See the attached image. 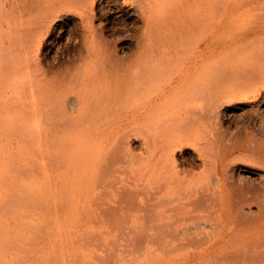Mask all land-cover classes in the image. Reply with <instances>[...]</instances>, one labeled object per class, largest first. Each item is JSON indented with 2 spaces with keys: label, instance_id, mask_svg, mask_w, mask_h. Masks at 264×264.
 Here are the masks:
<instances>
[{
  "label": "bare ground",
  "instance_id": "1",
  "mask_svg": "<svg viewBox=\"0 0 264 264\" xmlns=\"http://www.w3.org/2000/svg\"><path fill=\"white\" fill-rule=\"evenodd\" d=\"M90 1L66 0L60 9L72 11ZM217 1L121 0L116 13L126 8L139 21L133 33L135 49L118 53L85 21V37L76 53L57 68L41 70L31 57L34 1L0 0V56L10 60L0 65V83L18 72L33 76L24 86L45 106V136L51 141L59 132L72 133L61 143L70 146L67 153L55 159L53 147L49 149V163L55 164L65 185L69 183L72 197L60 212H70L75 220L94 216V222L85 217L82 227L106 222L108 229L116 218L119 222L126 217L130 229H150L141 238L146 245L170 233L207 227L205 219L215 213L220 237L231 229L246 230L240 240L244 237V246L254 250L249 260L264 264V168L255 164H264V139L243 130L244 138L240 126L226 129L220 133V156L209 161L206 147L212 139L201 137L204 128L198 133L188 125L208 119L211 98L217 111L227 105L222 95L227 98L229 93L208 92L209 58L246 52L253 42L264 41V0H223L215 14ZM240 15L242 25L232 35L222 33ZM41 17H46L44 12ZM257 62L262 65L257 68L252 62L251 68L258 70L250 76L256 87L240 93L244 101L264 89V52ZM263 104L264 96L260 109ZM30 112L36 113L35 107ZM187 145L201 161L200 171L179 168L176 150ZM235 155L253 163L234 165ZM247 202L257 205L249 218L243 210Z\"/></svg>",
  "mask_w": 264,
  "mask_h": 264
},
{
  "label": "rangeland",
  "instance_id": "2",
  "mask_svg": "<svg viewBox=\"0 0 264 264\" xmlns=\"http://www.w3.org/2000/svg\"><path fill=\"white\" fill-rule=\"evenodd\" d=\"M33 1L35 41L31 57L38 62L41 70L57 68L76 53L85 37V21L95 27V32L100 35L98 37L110 41L118 53L135 49L133 33L139 27V21L136 16L129 15L126 8L116 13L117 4L121 0H93L87 6L73 8L72 11L60 9V5L66 0ZM217 2L218 5L213 10L215 14L224 3L223 0ZM41 12L45 13V18L41 17ZM238 18L230 23L232 29L227 26L222 33L232 35L242 25L244 17L240 15ZM253 44L252 49H247L246 52H232L209 58L211 68L208 92L213 94L219 91L218 94L221 95L226 92L238 96L233 100L236 97H229L228 94L225 98L223 94L222 98L224 97L227 105L220 111L215 109L214 98H211L207 103L210 108L209 117L206 119L208 122L204 120L188 123L191 131L199 133L204 128L201 137L212 139L206 147V158L209 161L221 154L223 140L220 141V133L224 134L240 126V134L244 135L245 130L255 138L264 139V104L261 109L258 105L264 96V89L245 101L240 96L241 92L245 93L256 87L250 76L255 75L258 70L256 67L260 68L258 66L262 65L257 62V58L264 52V41ZM244 61L250 62L247 67L243 66ZM254 61L256 67L252 69L251 63ZM8 63L9 59L0 56V65ZM32 79L34 77L27 72H18L0 83V264H253L249 258L254 250L250 246L245 247L241 241L246 238V230L244 232L238 228L237 231L231 229L225 236L220 237L217 228L215 229V213L210 214L211 221L205 219L207 227L191 230L188 234L170 233L166 238H163L165 235L161 236L160 240L146 245L142 239L149 235L150 229L149 232L146 228L145 232L143 228L141 230V226L130 229V219L125 216V219L121 216L122 220L119 218V222L116 218L113 227L108 229L106 222L97 223V227L96 224L82 227L86 216L75 220L70 212H60L62 206H69L72 197L69 183L65 185L59 178V170L55 168V164L49 163V149L53 147L55 159L67 153L70 146L65 144L63 147L61 143H65L64 140L72 133L59 132L51 141L45 136V106L41 101L32 99L29 96L30 88L24 86L26 81ZM34 107L36 113L30 112ZM182 149L176 150L175 154L179 168L200 171L201 161L195 157L192 149L188 145ZM232 158L234 165L239 162L245 165L253 163L244 155H235ZM255 164L264 168L262 163ZM230 167L227 170L230 171ZM51 175L56 178L53 182L49 180ZM73 177V174L69 175L70 182ZM249 204L247 202L243 205L246 218H249V212H257V205L254 202ZM89 218L87 221L94 222L96 219L94 216ZM242 235L245 238L240 240ZM219 238L222 239L221 242ZM202 241L203 244H200ZM179 243L180 247L177 246ZM244 249L245 255L242 252ZM244 256L248 262L241 261Z\"/></svg>",
  "mask_w": 264,
  "mask_h": 264
}]
</instances>
